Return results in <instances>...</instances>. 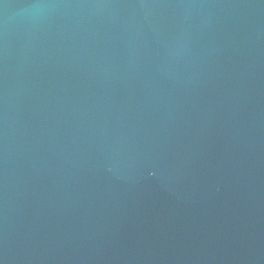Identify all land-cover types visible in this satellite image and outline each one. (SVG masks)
I'll return each mask as SVG.
<instances>
[{
	"label": "water",
	"instance_id": "1",
	"mask_svg": "<svg viewBox=\"0 0 264 264\" xmlns=\"http://www.w3.org/2000/svg\"><path fill=\"white\" fill-rule=\"evenodd\" d=\"M0 264H264V0H0Z\"/></svg>",
	"mask_w": 264,
	"mask_h": 264
}]
</instances>
